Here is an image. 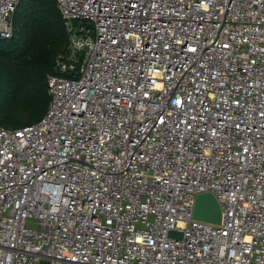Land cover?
I'll return each instance as SVG.
<instances>
[{
  "label": "built area",
  "instance_id": "2783aa9c",
  "mask_svg": "<svg viewBox=\"0 0 264 264\" xmlns=\"http://www.w3.org/2000/svg\"><path fill=\"white\" fill-rule=\"evenodd\" d=\"M56 2L48 110L0 124V264H264V0Z\"/></svg>",
  "mask_w": 264,
  "mask_h": 264
},
{
  "label": "trees",
  "instance_id": "16d2710c",
  "mask_svg": "<svg viewBox=\"0 0 264 264\" xmlns=\"http://www.w3.org/2000/svg\"><path fill=\"white\" fill-rule=\"evenodd\" d=\"M70 32L56 0H21L10 38L0 36V124L40 121L50 104L48 76L66 53Z\"/></svg>",
  "mask_w": 264,
  "mask_h": 264
},
{
  "label": "water",
  "instance_id": "95a60500",
  "mask_svg": "<svg viewBox=\"0 0 264 264\" xmlns=\"http://www.w3.org/2000/svg\"><path fill=\"white\" fill-rule=\"evenodd\" d=\"M92 28L91 24H87ZM194 215L197 219L213 223H220L222 219L221 206L215 196L211 193L200 194L196 199ZM171 236L181 237L182 233L178 231L170 232Z\"/></svg>",
  "mask_w": 264,
  "mask_h": 264
},
{
  "label": "snow or ice",
  "instance_id": "6c2138e0",
  "mask_svg": "<svg viewBox=\"0 0 264 264\" xmlns=\"http://www.w3.org/2000/svg\"><path fill=\"white\" fill-rule=\"evenodd\" d=\"M226 47H227V45H226ZM192 51H195V49L193 48ZM175 103H176V104H180V103H182V102H181L180 100H176ZM160 122L163 123V118H161V121H160ZM19 135H23V134L20 133Z\"/></svg>",
  "mask_w": 264,
  "mask_h": 264
},
{
  "label": "rangeland",
  "instance_id": "374dc122",
  "mask_svg": "<svg viewBox=\"0 0 264 264\" xmlns=\"http://www.w3.org/2000/svg\"><path fill=\"white\" fill-rule=\"evenodd\" d=\"M80 22H82V21H79L78 24H79Z\"/></svg>",
  "mask_w": 264,
  "mask_h": 264
}]
</instances>
